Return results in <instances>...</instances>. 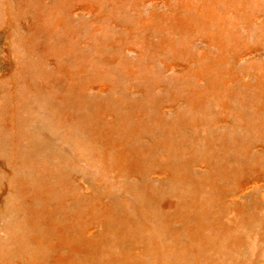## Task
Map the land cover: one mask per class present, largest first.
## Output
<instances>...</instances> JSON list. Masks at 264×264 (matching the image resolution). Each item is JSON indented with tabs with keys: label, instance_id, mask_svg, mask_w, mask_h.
<instances>
[{
	"label": "bare ground",
	"instance_id": "1",
	"mask_svg": "<svg viewBox=\"0 0 264 264\" xmlns=\"http://www.w3.org/2000/svg\"><path fill=\"white\" fill-rule=\"evenodd\" d=\"M31 1L33 0H0V83L10 82L9 88L15 91L17 86L15 78L21 77L27 90L25 97L30 107L27 117L10 113L14 112V109L8 112L7 110L11 108L7 105L9 90H5L6 85L0 84V124L6 126L7 130L10 129L6 137L14 138L11 146L15 151L13 160L15 171L19 158L23 157L22 151L19 150L23 147L26 151L25 156L29 155L30 159V156L33 158L31 163L35 164V167L31 180L36 184L34 187L26 181L25 184L19 185L14 174L10 172L12 160H8L7 156L0 160L4 163L10 162L9 168H5V172H8V180L0 189V264H25L17 261L18 258L24 260L23 252L26 254L27 263L30 264H182L178 261L173 263V258L177 255L172 249H176L175 246L171 248L172 257L169 262L155 259L159 250L153 249L151 240H148L155 236V232L156 235L162 236V241L177 243L176 240L179 239V242L190 244L187 246L191 251L190 264H220V262L239 264L230 256V249L224 254L223 249L221 252L219 251L221 248L215 247L213 250L208 246V241L196 243L195 223H200L208 215H212L213 223L208 227L209 231H206V234H211L215 230V222L231 223L234 220L235 224H239L248 218L255 219L250 223L247 222L249 225L258 224L259 218L262 222L264 203L254 204L256 212L247 210L246 205L238 207L248 218L242 217L237 209L232 212L221 210V205L235 208L237 201L230 202L224 196L229 197L230 194L244 191L257 179H264V167H255L260 160L264 165V159L260 158L264 155L250 162L251 169L249 166L242 168L239 174L235 172V167H239L237 160L239 154L231 162L230 158L226 157L208 160L201 169L206 176L205 179L201 176L198 182L200 187L197 189L200 190H197L195 183L192 182L181 190L180 197L163 196L157 200H140L141 220L137 218L136 223L138 225L146 223L152 231L145 233L141 231L136 236L133 234L137 227H129L126 224L119 229L116 224L124 219L131 221L136 215L133 210L137 208L125 205L128 203L126 193L132 192L139 196L143 185L134 186L130 183L131 167L142 171L145 177H154L155 173L169 174L168 168L158 170L159 168H150L145 163L126 166L122 156L114 151L107 154L108 149L112 147L102 148L92 128L89 139L81 140L84 134H76L79 140L76 141L74 155L79 153L78 146L82 148L84 145L83 153L89 158H94L91 163L98 173L102 176L107 174L112 178L108 186L114 187L115 192L110 200L104 202L103 199L94 210L90 205V202H95L93 196L90 200L84 199L83 203H77L79 197L89 198L91 196L89 193L78 195V191L75 193L66 183L60 185L50 181H53L52 171H56L58 176L61 169L75 170L72 177L81 174L83 168L82 164L78 169L76 165L72 167L62 165L63 158L69 159L71 155L66 154L68 141L61 138H66L64 136L66 134L63 132L62 136L58 137L57 133L64 126L69 131H74L72 125L76 122V117L62 115L66 107L69 110L82 107L77 112L88 113L89 117H93L97 112L99 124H104L106 115L109 116L113 124L106 136H110L117 125L119 111L129 107L123 103L127 101L128 93L129 100L134 103H136L134 97L141 99L140 104L135 106L144 109L143 116L158 121L157 113L159 109L164 108L163 104L166 102L160 104L161 101H156L158 98L153 96L155 88L160 85L158 69L169 70L179 66L182 75L176 78L178 92L186 90L191 98L206 93L207 91L204 90L206 78L211 73V69H215L212 67L213 56H221L230 60L228 63L232 64L239 55L249 54L256 49L264 51L256 45L258 38L261 40L264 38V0H191L197 3L194 6L187 5L190 0H181V7L175 6V0H128L133 5L129 9H124L121 2L123 0H34L37 4L36 8L29 11L28 9L32 7ZM147 1L155 5L156 11L143 14L138 6ZM20 3L22 5L18 13ZM257 19L260 20V27L255 26ZM110 26L124 36L119 38L118 46L115 45L117 39L108 37L110 31L106 35L102 33V30ZM192 29H200L199 36L205 42L206 50L197 48L200 51L198 56L189 55L187 58L178 54L173 59V38L177 36L182 38L174 43L184 50L185 43L194 42L195 36L190 33ZM184 31L188 33L184 34ZM259 32L263 34L259 36ZM126 50L133 51L135 55L125 57L122 54ZM154 58L157 60L153 62ZM246 71L256 77L257 84L264 85V77L261 78L262 73L264 74V60L246 64ZM256 73L258 75H255ZM83 77L87 78L86 89L93 88L97 96L104 99V107H100L99 100L96 102V108L93 109L90 107L91 104L79 105L72 100V94L79 90L74 85L75 81ZM246 81L239 85L240 91L246 89L248 84ZM216 91L219 95L223 94L222 88L218 86ZM166 93L172 97L173 90H167ZM174 104L167 106L178 110L177 106L173 108ZM5 105L7 106L4 107ZM202 107L210 109L206 101H203ZM192 111L195 113L197 108H193ZM136 116V114L127 116L116 131L123 141H125L123 132L128 129L130 131L126 135L127 138L136 135L131 131L135 130V127L129 126V122H136L134 121ZM127 119L129 122L126 121ZM215 120H219V117ZM262 124L264 126L263 120ZM243 125V133L251 131L247 124L243 123ZM52 138L60 143V148L52 143ZM129 140L122 142L123 150L135 146L132 145L133 139ZM232 140L236 150H239L240 138L233 135ZM0 145L5 150L1 136ZM207 158L208 154L205 153V160ZM145 167L148 170L143 171ZM170 169L171 174L176 172L171 166ZM45 170L48 172V177H40L39 172ZM105 171L107 172L104 174ZM9 173L13 180H9ZM179 175L182 177L181 174ZM78 187L84 185L80 183ZM221 189H225L229 195L225 190L220 191ZM58 192L63 193L64 198ZM157 193L163 195L162 191ZM217 195L223 196L222 199L219 198L221 201H217ZM21 206L23 213L26 207L29 217L24 218L20 214L19 218L13 221L16 230L7 231L10 230L9 224L2 223L7 219L11 209L17 210ZM143 212L148 214L141 215ZM154 215L156 220L150 218ZM177 220L181 221L182 229L177 232L179 234H173L172 227ZM100 224L102 229L110 227H108L109 233L113 235L115 242L106 243L107 232L96 229ZM202 234L203 232L199 233ZM13 235L17 241L25 238L23 246L27 248L26 250L22 252L23 249L16 247L17 243ZM228 235L232 238L234 236L232 233ZM261 240L263 241V237ZM96 241H100L104 249L94 243ZM145 241H147L146 250ZM11 244L15 247L12 248ZM248 247L252 249V256L260 258V264H264V249L251 244ZM238 249L232 252L242 256L241 262H245L243 264H249L247 257L243 258V247L239 245ZM205 252L209 260L203 258L202 254Z\"/></svg>",
	"mask_w": 264,
	"mask_h": 264
},
{
	"label": "rangeland",
	"instance_id": "2",
	"mask_svg": "<svg viewBox=\"0 0 264 264\" xmlns=\"http://www.w3.org/2000/svg\"><path fill=\"white\" fill-rule=\"evenodd\" d=\"M180 1L181 0L174 1L176 7H181ZM121 2L124 9H129L131 6H133L128 2V0H123ZM196 4L197 3H193L190 0L187 5L194 6ZM21 5L22 3H20V5L18 6V13H20L19 7ZM30 5H32V7H30L28 10L32 11L36 8L37 4L33 0L30 2ZM138 8L143 14L156 11L155 5L153 3L151 4L150 1H147L143 5L138 6ZM190 11H192V8H190ZM255 26L260 27V20L257 19L255 21ZM49 29L52 30V28ZM235 30L237 31V28ZM109 31L110 35L108 37H112L115 40L117 39L115 45L118 46L119 38H122L124 36H122L120 32L116 31L112 26L102 30V33L106 35L109 33ZM185 33H188V31H184V34ZM190 33L195 36V39L193 40L194 42L185 43L184 46L186 48L184 50H182L183 47L180 49V45L178 46L174 43V41H180L182 40V38L180 36L173 38V59H175V56L178 54H181L187 58L189 55L198 56L200 54V51H198L197 48H200V50H206V47L204 48L205 42L201 39V36H199L200 29H192V32ZM262 34L263 33L259 32V36H261ZM260 40V38L257 39L258 44L256 45L264 49V38L261 41ZM122 55L128 58L133 57L135 53L133 51L126 50ZM156 60L157 58L152 59L153 62ZM213 60L214 63L212 64V67H214L215 69H211V73H209V76H207L206 82L203 81L205 82L204 90L207 92L197 95L196 98L194 97L196 100L189 97V93L186 90L178 92L176 78L179 75H182L179 71V66H175L174 68H171L169 70L165 68L158 69L157 74L159 75L158 77L160 80V85L155 88L153 96L158 98L156 99V101H161L160 104L166 101L163 104L164 108L161 107L162 109H159L157 113L158 121L153 118L143 116L142 114L144 109L135 106L136 104H140L141 99H135L136 97H134L133 99L136 100V103H134L133 101L129 100L128 93L126 95L127 101L121 102L127 104L129 107L125 110L119 111L117 125L110 136H106L109 130H111V125L113 124L109 116L106 115V122L104 124H99L97 120V112L93 117H89L88 113L81 114L77 112L82 107H74V109L72 110H69V108L66 107V111L63 112L62 115H71L72 117H76V122H73L74 125H72V127L75 128L74 131H69L64 126L63 129L57 133L58 137H61L63 132L66 134L64 135L66 138H61L62 140L68 141L69 145L66 149V154L71 155L69 159L63 158L62 165H68L69 167L76 165V169H78L82 164L83 168L81 174L79 173L78 176L72 177L71 175L75 172V170L65 171L61 169L60 175L58 176H56V171H52L51 178L53 181L50 182L60 185H64V183H66L69 188L74 190L75 193L78 191V195H82L85 192L89 193L91 195H89V198H86L85 196L79 197L77 203H83L84 199L90 200L93 196V199L96 203L90 202V205L94 207V210L96 208V205L103 199L104 202H108L110 200L112 194H114L115 192L114 187L108 186V183L112 178L108 177L109 175L107 174L106 176H102L98 173L96 167L91 163L94 161V158H89L86 153H83L85 149L84 145H82V148L78 146L79 153L74 155L76 141L79 140L77 139L76 134H84V138L81 140L89 139L91 136L90 131H92V128L95 130L97 136L96 139L102 148L107 149L110 146L112 147V149H108L107 154H110L114 151L116 154L122 156V161L125 162L126 166H130V164L135 165L138 163H145L150 168H159L158 170H162V168H168L169 174L155 173L154 177H145L142 171L131 167L132 177L130 183L134 186L143 185V187H141L142 192L139 196L132 192L126 193V200H128V203H125V205L132 206L134 209L137 208L133 210V212H136V215L133 214L135 218L131 221H126V219H124L119 223L116 222V224L119 229L126 224H128L129 227H137L136 232L133 234V236H136L137 233H141V231H144V233L147 231H152V229L148 228L149 225H147L146 223V225L144 223H140L139 225L136 223L137 218L141 220L139 212L141 209L140 206H142V202H140V200H157L158 198H161L163 196H171L172 198L180 197V194H182L181 190H184V187H187V185L192 182L195 183L197 189V187H200L198 182H200L201 176H203L205 179L206 175L203 174L201 169L205 164H207L206 161L208 160L212 161L216 159H224V157H226L230 158L229 161L231 162L239 154V156L237 157V160L239 161V167H235L236 174H239L242 168H246L247 166H249L250 162L257 160L261 155H264V126L262 124V120L264 122V85L257 84V81L255 80L256 77H254L251 72L246 71V64L250 65L252 64V62L256 63L257 61L259 62L264 60V51L256 49L249 54L247 53L244 55H239L236 58L235 63L233 62L232 64L228 63L230 60H226L221 56H213ZM229 71H231L232 73L230 74ZM255 75L258 74L256 73ZM262 77H264L263 73L261 78ZM15 79L17 84L15 91H12L9 88L10 85L8 84L10 82L3 81L0 83L6 85L4 87L5 90H9L7 92L9 93V96H7V105H10L11 108L7 111L10 112L12 109H14V112L10 113H14V115L16 116L27 117L30 108L27 102V98L25 97L27 90L21 77H16ZM86 80L87 78L83 77L80 78V80L75 81L74 85L77 89L79 88V90L78 92L72 94V100L79 105H82L83 103L86 104L85 106L91 104L90 107H92V109L96 108V102L97 100H99L100 107H104V99L102 97H98V94L95 93L93 88H89L90 90L86 89ZM244 81L248 82V84L246 85L245 90L242 89V91H240L239 85ZM217 86L220 89L222 88L223 91L221 92H223V96L219 95V93L216 91ZM167 90H173L172 97L166 93ZM228 93L229 95H227ZM203 101H206L208 103L210 109H208L207 107H202ZM172 103H175L173 105V108L177 106L179 109L173 110L171 107L167 106L168 104ZM7 105H5L4 107H6ZM197 105H199L200 108ZM250 107H253V109ZM193 108H197V111L195 113H193L192 111ZM130 114L137 115L134 119V121L136 122H129L128 119L126 120L129 122L130 127H135V130L131 131L136 135L127 138L126 135L130 131L129 129L126 130V132H123V135L125 141L128 139L129 142V139H133L132 145L135 144V146L130 147L132 146L130 145V148H128L127 150H123L122 142L125 141H123V138L120 139V137L116 134V131L119 129L125 118ZM218 117L219 120L214 121V119ZM176 120L178 123H176ZM78 121H82V123H78ZM243 123L247 124V126H249L250 128L249 130L251 131L243 133ZM0 130L1 142L5 147V150H3L2 146L0 145V160H3L4 156H7L8 160H12L10 172L14 174L15 180L19 185L28 181L32 185H34V187H36V184L33 182V180H31L33 177L32 173L35 167V164L31 163L33 159L32 156H30L31 159L29 158V155L25 156L26 151L23 147L19 149L22 151L21 153L23 157L19 158V162L15 171L13 161L15 158V151L11 146L12 140L14 138L12 136L6 137V134L9 133L10 129L7 130V127L3 124H0ZM233 135L240 138L239 150H236L235 143L232 140ZM51 140L53 144H57V146L60 148V143L58 141H56L54 138H52ZM226 148L228 149L227 151ZM205 153L208 154L207 160H205ZM45 155L53 156L49 154ZM260 158L264 159V157ZM9 166L10 162H0V189L6 184V181L8 180V172H5V168H9ZM170 166L172 167L173 171H176L173 172V174L170 173ZM259 166L264 167L261 160L255 167ZM251 168L252 167L249 166V169ZM144 170H148V168L145 167L143 171ZM106 172L107 171H105L104 174ZM76 173L78 174V172ZM144 173L146 174V172ZM110 174L112 176V172ZM179 174H181L182 177H180ZM39 176L48 177L47 170L39 172ZM89 176H91V178H89ZM11 177L12 176L9 173V180H13ZM187 177H190V179L188 180ZM80 183H82L84 187H78ZM225 189H227V187ZM225 189H221L220 191L224 192ZM158 191H162L163 195L158 194ZM58 193H60L59 195L63 197V193ZM226 193L227 195H229L227 191ZM196 194H198V191L196 192ZM222 197V195H217V201H221L219 198L222 199ZM224 197H227L228 201L233 203L237 201L238 204H235V208H228V205H221V210H228L229 212H232L234 209H237L241 213L242 217L248 218L246 213L240 210L238 207H240L241 205H246L245 207L247 208V210L256 212V205L254 204L264 203V179H257L256 182L254 184H251L246 190L239 191L232 195L230 194L229 197ZM18 203L21 205V201L19 199ZM143 203L146 204V202ZM10 205L12 204L10 203ZM15 213H17V215H15ZM24 213L22 212V206L17 210L11 209L7 219H5L2 223L9 224L10 230L7 229V231L16 230L13 221L17 220L20 214H22L24 218L29 217L26 207ZM146 214H148V212H143L141 215ZM168 217H170V215H168ZM171 217H173V214L171 215ZM109 218H111V216H109ZM150 218L156 220V215H154L153 217L151 216ZM254 220L248 218L245 220L246 222L241 221L239 224H235L234 220L231 223L223 221L215 222V230L211 234H206V231H209L208 227L213 223L212 215H208L200 223H195L197 234H195L194 239L196 243H203L204 240L208 241V246H210L213 250L215 249V247L221 248L219 251L222 252L223 249L222 253L224 254L226 252H229L230 249V256L234 257L235 262L243 264L245 262H241L243 261L242 256L239 254H234L232 252L239 250L238 247L240 245L244 249L243 258L247 257L249 264H255V262H259L260 264V258L252 256V249L248 246L251 244L254 247L257 246L259 249H264V219L261 222V219L259 218L257 221L258 224L256 225L248 224ZM108 227L106 229H102V226L100 224L96 227V229H101V231L105 230V232H107L106 243L115 242L113 235L109 233L110 229H108ZM172 229L173 234H179L177 232L182 229L181 221L177 220V222L173 224ZM22 232L23 230L21 229V233ZM201 232H203V234L199 235V233ZM230 233L234 234L233 238L228 235ZM159 236L156 235L155 232V236L148 239L151 240L150 244L152 245V248L159 250L155 258L156 260H164L165 262H169V259L172 257L170 256L172 254L171 248L175 246L177 251L174 248L172 249L173 253L175 252L177 255L175 257L173 256V263H176V261H178L182 264H190L189 256L191 251L187 249V246L190 244L179 242V239L176 240L177 243H171V241L168 242L167 240L162 241V236ZM261 237H263V241L261 240ZM13 239L17 243L16 247L23 249L22 252L27 249L23 246L25 238L21 241H17V238L13 235ZM146 242L147 241L144 242V247ZM94 243L104 249L103 244L100 241H96ZM10 246L12 248L15 247L13 244H11ZM196 247L198 248L197 244ZM246 253L247 255H245ZM23 255L24 260L22 261L18 258L17 261L24 262L25 264H30L27 263V259H25L26 254L24 252ZM27 255H29V253H27ZM202 255L204 259L209 260V256L206 252ZM114 258L118 259L117 256H114ZM40 263H42V261Z\"/></svg>",
	"mask_w": 264,
	"mask_h": 264
}]
</instances>
